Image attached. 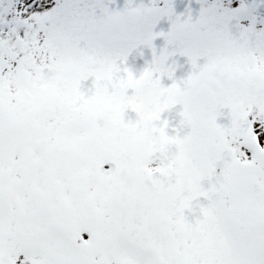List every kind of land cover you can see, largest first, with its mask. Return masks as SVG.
Returning <instances> with one entry per match:
<instances>
[{
  "label": "snow or ice",
  "instance_id": "1",
  "mask_svg": "<svg viewBox=\"0 0 264 264\" xmlns=\"http://www.w3.org/2000/svg\"><path fill=\"white\" fill-rule=\"evenodd\" d=\"M0 264H264V0H0Z\"/></svg>",
  "mask_w": 264,
  "mask_h": 264
}]
</instances>
